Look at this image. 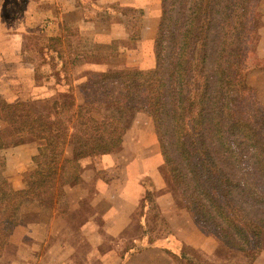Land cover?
<instances>
[{
  "label": "trees",
  "instance_id": "obj_1",
  "mask_svg": "<svg viewBox=\"0 0 264 264\" xmlns=\"http://www.w3.org/2000/svg\"><path fill=\"white\" fill-rule=\"evenodd\" d=\"M97 10L99 25L120 22L129 45L140 40L142 8L115 4ZM263 10L264 0H161L154 70L92 75L80 87L82 106L72 100L53 104L47 128L36 137L48 145L33 156L24 182L13 186L0 179V252L19 225L25 202L73 185L103 156L132 142L130 132L142 129L157 136L173 191L192 221L257 264L264 251V105L248 77L264 70L256 54ZM59 43L54 40L53 48ZM107 107L112 118L96 117ZM10 108L13 115L23 109L21 104ZM26 115L21 122L4 121L0 114V162L5 150L27 143L25 131H9L6 123L21 122L18 127L34 131L46 120L45 114ZM156 198L149 185L142 221L155 213L161 231L172 234ZM147 230L128 246V254L155 245ZM184 248L174 254L180 264H207Z\"/></svg>",
  "mask_w": 264,
  "mask_h": 264
},
{
  "label": "crops",
  "instance_id": "obj_2",
  "mask_svg": "<svg viewBox=\"0 0 264 264\" xmlns=\"http://www.w3.org/2000/svg\"><path fill=\"white\" fill-rule=\"evenodd\" d=\"M115 4L144 11L141 38L134 47L128 45L129 34L120 22L99 30L98 6ZM160 7L161 0H0V100L10 106H49L72 100L78 108L85 102L80 87L92 75L153 70ZM68 38L79 42L69 56L65 50L71 44ZM56 39L59 50L53 48ZM259 54L264 57V31ZM252 78L260 82L264 73ZM261 85L257 87L264 103ZM129 134L134 136L132 142L84 170L74 185L61 188L60 207L50 197L48 206L42 204L45 196H40L36 202L41 201V209H23L20 216L31 217V221H22L14 233L27 229L34 244L41 242L49 250L61 249L60 243H65V248L72 251L60 259V264H180L174 256L176 252L158 242L133 255L126 253L128 246L139 242L149 229L142 221L140 208L151 185L157 191L159 212L179 246L211 264H230L216 255L219 251L225 253L227 248L192 221L169 177L164 176L157 136L142 129ZM41 146L31 141L5 150L0 179L13 186L21 185L24 171ZM36 232L43 234L42 240L34 237ZM54 233H58L60 243L51 245ZM108 240L117 242L109 247ZM262 258L263 255L257 264Z\"/></svg>",
  "mask_w": 264,
  "mask_h": 264
},
{
  "label": "rangeland",
  "instance_id": "obj_3",
  "mask_svg": "<svg viewBox=\"0 0 264 264\" xmlns=\"http://www.w3.org/2000/svg\"><path fill=\"white\" fill-rule=\"evenodd\" d=\"M261 13H262V21H261L262 25H261V27H260V29L258 31V40H257V44H256V54L258 55V57H260L261 59L264 60V57L260 56V54H259V46H260V42H261V38H262V32L264 31V10ZM104 29H105L104 26L99 25V30L100 31H102ZM155 38H156V36H155ZM68 39H70V38H68ZM70 40H68V41H70L71 44L70 45L67 44V46L65 48V50L67 52V56H69V53L72 52L73 49L77 48L78 44H79V42L75 38H71ZM137 44H138V42L136 44H130L129 45V42H128V45L130 47H134ZM154 46H155V40H154ZM57 48H58V50L60 49L59 45L57 46ZM62 49L64 51V46H62ZM154 57H155V53H154ZM44 59H46V58H44ZM67 59L69 60L68 57H67ZM51 60H52V58H51ZM50 63H52V61ZM68 66H70V65H68ZM135 70H139V69H135ZM139 71H143V70H139ZM150 71H152V70H150ZM150 71H143V72H150ZM256 73H264V70H256V71L252 72L249 75V77H248V84L250 85V87H252L256 91V95H257L258 101L261 104L264 105V103H263V101L261 99L262 98L261 92H260V90L257 87V85H261L260 83L264 84V80H260V82H257V79H253V78L251 80V76L256 74ZM262 92H264L263 86H262ZM21 105L23 107V109H21V110H23V114L22 113H18V112L21 111L20 109H18L17 110L18 112H16L17 114L13 115L12 114V109L10 108V105H7L2 100H0V114L2 115L3 120L4 121H6V120L7 121H11L13 119L17 120V119L20 118L21 122H23L28 117L26 115V114H28V112L35 113V116L36 115L37 116H42V115L44 116V114H45L44 119H46V120H43L44 123H43V121H40L41 122V126L39 128H38V126H35L34 131L32 129L31 130H28V129L24 130L23 128L18 127L19 125L22 124L21 122H20V124H13L12 122H8V123H6L9 126V127H7L8 130L9 131H11V130L16 131L17 128H19L20 131H25L24 137H25V140H26L27 143H29L31 141L34 142L35 140H38L39 141L38 143L42 144V146L48 145L47 144L48 140H44V138L43 139H39V137L41 136L40 135V130L41 129L43 130V129L47 128L46 125H47V122H49V121L47 120L48 118L46 116H47L48 112H50V110L52 109L53 104H51V105L49 104L50 107L48 106V103H40V104L36 103L35 105H31V106L29 104H21ZM77 111H78V109H77ZM110 111H111V109L107 107V108L104 109V111L101 114L96 115V117L103 118L104 116H108V117L112 118L113 114H111ZM80 122L81 121H77V124L79 125ZM75 126H76V123H75ZM35 129L37 131H35ZM37 136H39V137L36 138ZM115 153H118V152H115ZM1 156L3 158H5L4 154H2ZM4 162H5L4 160L0 162V164L3 163V167H1V165H0V169L4 168V166H5ZM162 170H163L164 176L166 178H168L169 175H168L165 163H164V167H163ZM75 183H76V181H75ZM60 192H61V188H57L56 190H53V191H51L48 194H44V193L43 194H39L38 196L34 197L33 199L25 202L22 205V207H21V209L19 211V214H18V220H19L18 227L20 226V223L22 221H23V223L25 221L26 222L31 221V217L24 218V217L20 216V213L25 208H26V211L29 212V211L33 210L34 208H40L43 203L48 206L49 197L53 198L55 200V202L60 207V204H61L60 201H59V197H60L59 195L61 194ZM40 196H43V197L45 196V199L42 200V204H41V201L40 202H36L37 198L40 197ZM34 202H36L35 206L32 205V204H34ZM155 215H156L155 213H152L149 216V218H147V219L145 218L144 219V221L146 222L147 226H149V228H150V229H148L149 233H148L147 237H149V238H147V239H149V241L160 243L163 248H166V249L171 250L173 252H177L176 246L178 245V248H179L180 247L179 246L180 243L176 239H174V237L171 234L168 233V230L167 231L165 230V232L161 231L162 227L159 226V224H158L159 220L157 218H155ZM142 219H143V217H142ZM16 229H15L14 232H16ZM204 233L208 234L206 231H204ZM33 235H34V237L37 236V238L42 240V237H43L42 233L37 234V232H36L35 234L33 233ZM30 237L31 236L28 234L27 229H23L22 231L18 232L17 234L13 233L12 237L10 239V243L5 245L3 250L0 252V264H60V261H61L60 259L64 258L66 256V254H69L72 251L71 249L68 250V249L65 248V246H66L65 243H63V242L60 243V240L58 238L59 237L58 233H54V236L50 240L51 245L54 244V243H60L61 249L59 248V249H56V250H49V247L43 248V246H42L43 244L41 242H38V243L34 244L33 243L34 242V238H30ZM27 239H29V240H27ZM108 242H109L108 244H110L109 245V247H110V246H113V244L115 242H117V240H108ZM127 246H128V244H126L124 248H126ZM184 249L186 250V252L189 255H192L194 257V259H196L198 261H202L204 263L206 262L207 264H211L210 262L205 261L202 258V256L198 255L197 253L192 252V250L187 249L186 247ZM229 250H231V249L227 248L225 253H223L222 251H219V252L216 253V255H218L221 258H224V259L228 260V263L230 262V264H249L248 257L242 255L239 252H236V251H233V250L229 251ZM34 252H36V253H34ZM126 253H127V251H126ZM262 255H263V258H262L263 261H261V264H264V251H263Z\"/></svg>",
  "mask_w": 264,
  "mask_h": 264
}]
</instances>
